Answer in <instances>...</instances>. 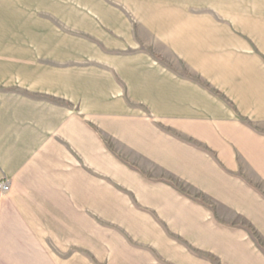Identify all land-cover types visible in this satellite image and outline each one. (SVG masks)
<instances>
[{
  "label": "crops",
  "instance_id": "crops-1",
  "mask_svg": "<svg viewBox=\"0 0 264 264\" xmlns=\"http://www.w3.org/2000/svg\"><path fill=\"white\" fill-rule=\"evenodd\" d=\"M173 1L0 0V185L9 186L0 192V264H19V248L50 245L43 241L60 232L79 231V240L85 216L129 212L118 209L130 208V198L145 214L177 213L175 191L143 168L180 171L264 231V79L219 85L230 112L208 90L162 79L161 70L127 55L99 52L96 64H82L87 37H264V15L237 13L241 0H218L228 10L217 16L181 18L169 14ZM20 257L33 264L32 251Z\"/></svg>",
  "mask_w": 264,
  "mask_h": 264
},
{
  "label": "rangeland",
  "instance_id": "rangeland-1",
  "mask_svg": "<svg viewBox=\"0 0 264 264\" xmlns=\"http://www.w3.org/2000/svg\"><path fill=\"white\" fill-rule=\"evenodd\" d=\"M169 2L174 4L173 0ZM257 2L254 6L252 1L241 0L236 12L264 15V0ZM176 3L169 14L178 18L213 17L228 10L216 6L218 0H192L193 6H188L189 0ZM217 34L178 32L177 37L168 39L82 38V64H96L99 52L103 58L127 55L131 63L144 62L155 71L161 70L162 79L187 81L208 90L211 98L231 112L234 104L222 95L219 85H233L239 79H264V37L220 39ZM158 124L180 143L201 150L199 142L176 133L169 121L158 120ZM202 153L217 161L215 152ZM143 169L147 179L161 181L175 191L181 204L172 208L177 213L145 214L149 209L130 198V208L118 209L129 212L85 216L79 240L74 239L79 231H67L60 232L57 240L47 237L43 242L50 245L19 248V264L25 250L32 251L33 264H264V231L245 216L234 215L231 209L205 196L180 171L173 174L163 168L160 173L156 168ZM187 205L193 209L187 210Z\"/></svg>",
  "mask_w": 264,
  "mask_h": 264
},
{
  "label": "built area",
  "instance_id": "built-area-1",
  "mask_svg": "<svg viewBox=\"0 0 264 264\" xmlns=\"http://www.w3.org/2000/svg\"><path fill=\"white\" fill-rule=\"evenodd\" d=\"M8 190H9L8 184H1L0 185V192L1 193L7 192Z\"/></svg>",
  "mask_w": 264,
  "mask_h": 264
}]
</instances>
